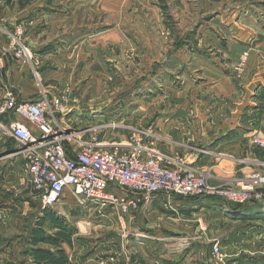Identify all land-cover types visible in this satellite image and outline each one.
Wrapping results in <instances>:
<instances>
[{"label":"rangeland","instance_id":"obj_1","mask_svg":"<svg viewBox=\"0 0 264 264\" xmlns=\"http://www.w3.org/2000/svg\"><path fill=\"white\" fill-rule=\"evenodd\" d=\"M253 1L215 0L209 4L208 0H0L1 10L7 5L4 26H0L7 40L6 47L0 48V55L6 53L2 70L8 61L15 63L16 70H28L40 92L66 102L70 110L66 119H70L72 127L91 128L89 138L112 143L129 140L135 133L150 132L153 136L146 141L155 142V146L170 143L174 152L169 155L192 163L206 150L200 147L202 139L193 137L195 131L200 132L211 120L215 127L222 124L237 106L232 97L235 95L219 97L205 84L197 89L203 79L196 67L199 60L193 63L194 54L211 55L213 60L209 62H217L226 72L235 71L234 75L243 72L244 67H239L240 59L234 60L231 54L218 50L213 40L200 45L193 42L191 46L188 41L198 24L208 19L215 24L212 17L219 11L232 14L227 16L233 19ZM8 14H22L17 28ZM26 14L29 15L23 18ZM262 14L264 22V11ZM201 30L202 36H213L218 42L220 34L225 33L217 25L210 29L212 32L204 27ZM15 38L32 53L31 63L23 64L12 50L8 52ZM189 82H194L193 91L187 85ZM5 88L12 89L11 84L6 83ZM3 116L5 123H0V132L3 125L6 131L0 142L16 147L17 143L8 135L10 119L0 113V121ZM177 142L187 144V150L181 149L184 153L175 150ZM253 147L252 151L258 152ZM13 158L23 160L19 156ZM23 180L20 166L18 180L8 187L21 199L16 220L0 214V264H66L78 254L81 259L87 258L91 249L100 261L109 264L114 260L115 246L120 253L136 238L128 225L119 223L120 217L111 209L81 205L68 193L52 207H44ZM219 200L233 212L244 207ZM262 207L258 210H264ZM165 210L178 214L177 207ZM255 210H240L238 216L243 212L249 217L258 212ZM166 213L158 210L159 216L151 217V225L157 222L152 225L154 229L165 225L172 230L179 226L176 231L184 234L163 242L167 249H177L180 254L194 243H233L242 233L238 230L239 222L216 217L207 209L182 218L180 224L174 220L180 218L178 215ZM162 215L168 225L157 219ZM185 238L191 244L182 247ZM150 241L154 245L159 242ZM231 252H225L226 261L218 262L225 264Z\"/></svg>","mask_w":264,"mask_h":264},{"label":"crops","instance_id":"obj_2","mask_svg":"<svg viewBox=\"0 0 264 264\" xmlns=\"http://www.w3.org/2000/svg\"><path fill=\"white\" fill-rule=\"evenodd\" d=\"M213 1L215 0H208V3H214ZM249 4H251L249 8L245 6V11L241 14L236 13L233 19L227 16L229 13L219 11L215 17H212L216 21L214 22L215 24H211L210 19L206 20L205 23L198 24L195 27V34L190 36L192 42L188 41L190 46L193 45V42L200 45L203 41L210 43L214 41L213 44H215L214 46L218 50L231 54L234 60H239L244 53L248 54L243 72H239L237 75H234L235 71L233 70L232 72L230 70L226 72L225 68L217 62H209L213 60V57L211 55L205 56L200 52L199 48L197 52H200V54L195 53L193 57L194 64L196 60L200 62L196 67L200 69L198 72L203 79L199 83L200 85L196 86L197 89H200L201 85L205 84L217 96L230 97L231 95H235L232 97L237 100L236 109L222 124H218L215 127L212 124L213 120H211L208 124L203 125V129L200 132L197 133L195 131L193 134V137L202 139L200 147L212 152V154L200 155L192 163L203 169L212 170L217 174L225 170L230 172L236 170L238 158L259 155V149H257L258 152L252 151L251 138L254 134L264 136V22L261 17L263 15L262 11H264V0H255ZM244 9L238 10L243 11ZM6 10L7 5L2 10L0 9L1 27L4 26L3 13ZM28 15L26 14L23 18ZM9 17L14 21V28H17L16 22L21 19L22 14L13 15V17L9 15ZM24 21L21 20L23 23ZM216 25L217 29L221 32L225 30L224 35L220 34L221 40L219 42L216 39L214 40L215 37L213 36H210V39H208L209 35L202 36L199 33L202 32L201 29L203 27L208 28L209 32H212L210 29L214 30ZM229 29H233V33H230ZM227 32H229V35ZM6 41L0 30V48L6 47ZM191 49L194 50V48ZM6 63L4 70L0 71V106L5 98L6 83L11 84V88L13 89L11 90L17 96L18 101L23 102L36 99L41 92L40 88L38 89L36 84H34L29 71L23 70L22 67L16 70L15 63L12 65L9 61ZM187 85L193 91L194 82H189ZM3 117L4 119H1L0 123H5V116ZM17 119L27 124L33 132H38L30 123L18 117ZM2 136L3 132H0V139H2ZM175 136L177 138L180 137L179 135ZM164 139H167L166 136H164ZM174 145L178 147L175 150L181 153H184L181 150L182 148L187 150V144L185 143L177 142ZM164 146L165 144L162 143L156 145L159 150L167 154L171 151L174 152L172 149L173 145L171 146L170 143ZM14 149V146L9 145L7 147L5 142H0V214L3 216L6 214V216L12 217L15 221L16 212L20 210L21 199L15 192L8 191V187L14 185L18 180L21 163L18 158H13L15 156L12 153ZM207 198L208 200L178 197L174 200V204L178 208V214H174L165 210L163 194L144 197L139 210L119 218V223L122 226L128 225L130 227L128 229H131L133 236H136V238L131 239L127 250L122 248L120 253L117 250L118 247L115 246L114 260H111L109 264H220L212 256L213 245L206 246L202 242L194 243L188 250H184L180 254V251L177 249H167L165 242H163L167 239H173V235L175 237L176 234H184V232L180 233L176 231L179 226L175 227V230H172L165 225L154 229L152 225H156L157 222L151 225L150 219L158 215V210H162L164 215L167 214L166 212H169L173 216L178 215L180 218H175L174 220L177 221L176 224H180L184 220H181L182 218L195 214L198 215L204 209L210 210L211 213L217 215L216 217H221L224 220L227 219L234 223L239 222L240 227L238 230L242 231L239 239L233 243L228 242L221 245L222 251H232L230 253L232 255L231 258L225 264H264V245H261V243H264V210H258L262 206L250 205L248 207L237 208L238 211L241 210L243 212H250L252 209L258 211L249 217L248 214H244L243 212L238 216V211L234 210L233 212V210H228L218 198ZM246 209L250 210L246 211ZM157 219L164 220V224H167L165 216L162 215ZM248 224L252 226L247 227ZM134 225L137 226L134 227ZM256 229L258 231H255ZM167 234L170 235L168 236ZM150 239L156 240V243L159 242L157 245H154V241L151 243ZM137 240H140V242H137ZM72 251L74 252V250ZM89 252H87L89 255L87 258L81 259L78 257V254V256L75 255L76 257H74L76 259H70L66 264H105L104 261H100L99 255L94 250L91 249ZM1 253L3 251L0 248Z\"/></svg>","mask_w":264,"mask_h":264},{"label":"built area","instance_id":"obj_3","mask_svg":"<svg viewBox=\"0 0 264 264\" xmlns=\"http://www.w3.org/2000/svg\"><path fill=\"white\" fill-rule=\"evenodd\" d=\"M10 50L23 64L31 63L32 53L19 38ZM5 54L0 55V71ZM247 58L244 53L240 68ZM69 112L63 99L45 91L34 100L21 102L6 88L0 106V113L10 117L8 135L17 143L12 153L23 159V183L44 207L57 204L67 193L81 205L111 209L119 217L139 210L144 197L155 194H163L164 207L169 209L176 208L178 197H215L230 205L264 206V136L260 134L251 138L259 155L238 158L236 170L217 174L159 150L155 142L146 141L153 136L150 132L112 143L89 138L91 128L72 127L66 119ZM2 129L5 133L4 125ZM203 153L212 154L208 150ZM190 244L185 238L181 245ZM212 256L219 262L228 257L218 243L212 246Z\"/></svg>","mask_w":264,"mask_h":264}]
</instances>
